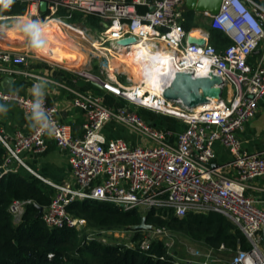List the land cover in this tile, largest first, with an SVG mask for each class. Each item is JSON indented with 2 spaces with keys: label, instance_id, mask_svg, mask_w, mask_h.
<instances>
[{
  "label": "built area",
  "instance_id": "1",
  "mask_svg": "<svg viewBox=\"0 0 264 264\" xmlns=\"http://www.w3.org/2000/svg\"><path fill=\"white\" fill-rule=\"evenodd\" d=\"M28 1L33 10L45 1L47 14L38 21H57L71 35L78 28L57 16L59 8L98 18L105 28L96 37L83 30L87 38L81 40L91 46L95 42L100 44L97 47L107 46L110 44L107 40L113 39L145 41L155 50L168 54L175 67L187 73L196 76L212 73L220 77L223 91L229 93L225 99L212 100L201 110L186 109L180 103L166 101L162 91L146 89L145 81L110 69L108 56L115 58L131 46L109 45L115 54L101 50L103 58L100 56L99 60L103 62L98 73L71 70L123 99L125 105L110 108L89 94L71 90L73 106L86 113L84 133L77 137L72 135L69 124L58 119L56 106L43 98L6 93L0 82V110L2 103L12 102L25 113L40 118L28 134L17 130L10 137L0 128V145L7 152L0 167L13 162L24 165L22 152H42L47 137L68 155L75 185L48 183L55 193L41 213L44 224L51 228L68 226L82 232L86 221L67 212V207L75 201L109 203L123 212L137 211L143 216L171 211L182 218L188 214L215 212L230 219L249 243L248 250L236 251L226 264H264V201L246 195L248 181L264 177V156L244 150L237 137L244 123L255 116L258 102L264 98V65L261 61L255 65L248 62L264 40V8L251 0H221L219 11L210 15V26L227 35L230 43L218 50L208 38L201 45L189 43L190 34L183 28L181 11L184 0ZM151 6L153 11L149 10ZM139 7L144 10L140 11ZM22 18L0 13V75L18 73L15 69L26 65L29 56L40 55L26 44V34L15 30L14 23ZM13 31H16L14 35ZM200 72L204 74L199 75ZM29 75L51 82L46 76ZM118 75L125 76L126 84L119 81ZM33 86L37 87L38 82ZM140 108L177 119L185 127L176 135L171 130L157 129L138 115ZM111 120L124 124L149 144L132 146L122 139L106 140L100 129ZM45 124L49 126L47 129L42 128ZM216 143L227 148L230 154V159L221 166L212 163ZM26 203L29 201L11 203L9 210L15 219L22 216ZM121 231H91L83 243L100 241L102 236L117 237ZM147 233L148 240L142 242L141 249H148L152 240L163 239L168 246L167 230L152 227ZM224 250L221 245L218 252ZM174 258L175 264H220L221 261L210 248L195 249L184 261Z\"/></svg>",
  "mask_w": 264,
  "mask_h": 264
},
{
  "label": "crops",
  "instance_id": "2",
  "mask_svg": "<svg viewBox=\"0 0 264 264\" xmlns=\"http://www.w3.org/2000/svg\"><path fill=\"white\" fill-rule=\"evenodd\" d=\"M185 2L186 0H184L181 11L184 18L183 28L186 32L193 34L195 38L199 40L208 38L209 42L212 31L225 35L223 32L213 29L210 26V12L191 10L185 5ZM35 9H32L28 0H14V3L11 5V9L6 10L1 8L0 13L19 15L29 21L41 22L38 21V18H43L47 12L40 9V3ZM139 10L143 11L144 7H139ZM57 16L65 19L70 24L73 23L72 25L78 28L76 30H86L92 33V37H96V33L105 28V24L98 18L93 16H84L82 13L77 11L70 12L64 8H59ZM92 18L96 19V22H92ZM70 20L72 21L70 22ZM19 23L21 26L23 25L21 22ZM23 23L26 22L24 21ZM62 34L56 36V42H59L60 36L65 37L66 40L69 38V41L72 42L78 40L83 41L81 39L73 38L70 36V32L66 30H64ZM225 37L229 40L227 35H225ZM26 39V44L30 45L28 37H26ZM83 50L82 54L85 56L88 55V53H86L87 50ZM40 56L41 55H39V57L35 55L29 56L26 65H21L15 69L19 70L18 73L1 74L0 82L2 83L5 78L10 76L13 78L10 84V92L30 98H43L48 104L56 106L58 110V119L71 126L73 136L82 137L84 133L83 124L86 120V113L73 106V94L71 90L89 94L92 97L99 99L104 106H108L110 108L115 109L125 105L123 99L98 88L83 76H79L72 71L73 69H86L91 70L94 73H98L100 63L103 62V59L99 60L96 64H92L88 58L86 63L83 62L80 64H83L82 69H75L70 68L69 64H65L63 61H46ZM248 60V62L253 65L260 61L262 62V65H264V40L260 42L259 47L253 54L250 55ZM75 61L78 62L76 59ZM120 67H122V69H117L118 72H123L125 74L129 73L130 75V72L124 69L125 67H123V65L120 64L116 68ZM29 74L46 76L51 80V82L47 83L41 81ZM118 79L120 82L126 84L123 75H121ZM35 81L38 82L37 87L33 86ZM45 84H47V86H45ZM40 85L42 86L41 88H39ZM34 89H36L37 93H39L38 95ZM225 93L226 96L229 95L228 92L225 91ZM0 113V128L10 137H12L14 132L17 130L22 131L25 134L32 132L40 119L37 116L25 113L12 102L2 103ZM137 113L144 121L150 123L157 129L171 130L175 135L185 127V125L177 119L160 114H154L145 109L140 108L137 110ZM100 132L106 140L122 139L132 146L149 144V142L139 134L130 130L127 126L116 120L106 122L101 127ZM237 137L241 141V145L244 150L247 152L259 153L264 156V98L258 102L255 116L244 123L242 130L237 133ZM213 150V164L221 166L230 159L229 151L223 145L216 143ZM21 160L24 165L13 162L10 164V170L19 171L22 175L31 174L48 186H50L48 183L59 185L70 184L71 186L75 185L67 153L59 149L49 137L46 138V147L42 152L34 153L31 151H24L21 154ZM248 185L249 187L246 189V195L255 200L264 201V177L252 179L248 181Z\"/></svg>",
  "mask_w": 264,
  "mask_h": 264
},
{
  "label": "trees",
  "instance_id": "3",
  "mask_svg": "<svg viewBox=\"0 0 264 264\" xmlns=\"http://www.w3.org/2000/svg\"><path fill=\"white\" fill-rule=\"evenodd\" d=\"M264 8V0H252ZM92 18V22H96ZM210 43L218 50L230 41L218 32H211ZM6 149L0 145V166L6 157ZM55 190L31 174L22 175L9 170L0 177V264H175L174 256L164 240H152L143 250V230H131L141 222L143 215L137 211L123 212L109 203L75 201L67 207L72 217L84 219L86 229H128L136 246L103 243L93 240L84 242L85 233L75 228L48 227L36 217L38 207L45 209ZM29 201L24 213L15 219L9 207L13 201ZM146 223L181 235L215 252L221 245L225 253L248 250L249 243L241 230L222 214H188L178 218L171 211L159 215L148 213ZM51 254V257L49 255ZM163 257V259H160Z\"/></svg>",
  "mask_w": 264,
  "mask_h": 264
},
{
  "label": "bare ground",
  "instance_id": "4",
  "mask_svg": "<svg viewBox=\"0 0 264 264\" xmlns=\"http://www.w3.org/2000/svg\"><path fill=\"white\" fill-rule=\"evenodd\" d=\"M24 21L27 23L29 20L26 18H22L20 21L15 22L14 23V27H16L15 30L17 31L21 30V27H20L21 24L19 22L24 24L23 23ZM39 24L41 26V36H40L41 46L39 48H33L34 50H36L41 55H45L55 61H59V62L63 61V63L69 64V65L75 64L74 62L75 59L78 61L81 60L82 54L79 53L78 52L79 50H76V49H72L73 51L70 50V54L67 53L68 52L67 50L65 54L56 52L55 51L56 48L53 49L52 47H51L52 52L48 50H44L43 47L47 48L50 45V43L55 42L56 40H54V38L57 35L59 36L60 34H62L65 29L57 21L55 22L45 21V22H39ZM13 33H15V31L11 32L12 35ZM73 34L75 35H70L73 38H77V39L87 38V35L86 33H84L83 30H75V33ZM67 40L69 41V38H67ZM107 41H109L110 44L106 43L105 41V44H108V45L100 46V49L107 51V52H111L113 54H115V52L110 48L109 45L119 44L118 46H123V42H125V40H116V39L107 40ZM53 45L55 47V44ZM99 45L100 44L98 42L93 43V46H99ZM60 46L61 45H59V47ZM130 46L131 47L130 49H128V51L116 54L121 57H124L125 58L124 61H120L116 57L114 58L113 62L119 61L121 64L122 63L127 64L126 65L127 67H130V68L132 67L135 78L140 81H145L146 83L145 88L148 90L159 92V93L161 91L163 92L165 88H167L172 83L173 80L178 78L180 74L186 72V70L184 69L175 67V65L173 64L168 54L155 50L149 43L145 41L138 40L130 44ZM59 49H62V48H59ZM44 52H46V54ZM198 74L203 75L204 73L200 72ZM204 107L205 105H202L195 109L198 111Z\"/></svg>",
  "mask_w": 264,
  "mask_h": 264
},
{
  "label": "water",
  "instance_id": "5",
  "mask_svg": "<svg viewBox=\"0 0 264 264\" xmlns=\"http://www.w3.org/2000/svg\"><path fill=\"white\" fill-rule=\"evenodd\" d=\"M185 5L196 11H207L211 14H216L219 11L221 0H186ZM40 9L42 11L46 10V2H40ZM150 11L154 10V7L149 8ZM136 40L135 38H130L125 40L123 44H132ZM190 44H204V40L196 39L193 34L189 36ZM12 77H7L1 83V89L8 93L10 91V84L12 82ZM98 88H101V85L92 82ZM223 81L220 77L210 74L209 76H196L191 73L184 72L180 74L178 78L172 81V83L165 88L163 91V97L166 101L172 103H180L186 109H195L199 106L206 105L212 100L219 101L222 98ZM47 86V84H45ZM42 86L40 85L39 88ZM104 90V89H103ZM10 170V166L0 167V177L7 171ZM43 208L38 207V213L36 217H39L42 213ZM132 230H151L152 226L146 223V217L143 216L140 224L132 226Z\"/></svg>",
  "mask_w": 264,
  "mask_h": 264
},
{
  "label": "rangeland",
  "instance_id": "6",
  "mask_svg": "<svg viewBox=\"0 0 264 264\" xmlns=\"http://www.w3.org/2000/svg\"><path fill=\"white\" fill-rule=\"evenodd\" d=\"M72 20H70L71 22ZM73 24V23H72ZM21 31V30H20ZM16 32V31H15ZM14 35V33H13ZM54 40H56V37L54 38ZM52 44V46H51ZM55 44V47L54 45ZM59 45H61L59 47ZM58 46V48H57ZM67 46V48H66ZM55 49L56 48V52H60L62 54H65L66 50L68 51L67 53L70 54V50L73 51L72 49H76V50H79L78 52L82 54V51H84L83 49L87 50L86 53H90V62H92V64H96L98 63L99 61V57L102 56L100 52H103L101 51V49H99L100 47H97V49H95L93 46H91L88 42H84V41H71V42H68L65 37L63 36H60V40L59 42L55 41L53 43H50V45L46 48V47H43L44 50H48V51H51L52 48ZM74 47V48H72ZM59 48H62V49H59ZM78 48V49H77ZM65 49V50H64ZM54 51V50H53ZM52 52V51H51ZM64 52V53H63ZM46 54V52H44ZM76 53V52H75ZM52 54V53H51ZM41 55V54H40ZM83 56L81 57V60L80 62H76L75 61V64L74 65H69L70 68H75V69H82V65H80L81 63L83 62H87V59L89 58L88 56L89 55H84L82 54ZM41 58H43L44 60L46 61H53V59L45 56V55H42L40 56ZM110 58V62H109V68L110 69H122V67L120 68H116L117 66H119L121 63L119 61L117 62H113L114 60V57H111V56H108ZM117 57L118 60L120 61H124L125 58L124 57H121L119 55H115V58ZM103 58V56H102ZM55 61V60H54ZM53 61V62H54ZM98 65V64H97ZM121 65H123V67H125L124 69H126L128 72H130V75H133L135 77V75L133 74V69L132 67H127L125 63H122ZM135 66V65H134ZM137 74V73H136ZM111 75H115V72H111ZM129 75V73L127 74ZM121 76V75H120ZM119 76V77H120ZM124 76V75H123ZM118 77V76H117ZM118 77V78H119ZM125 78V76H124ZM226 97V93L225 91L223 92L222 94V98L225 99ZM169 117V116H168ZM171 118V117H170ZM85 233V235H87L88 233H90L91 231L88 230V228L86 229H83L82 233ZM148 230H143L142 234H143V241H147L148 240V237H147V233ZM170 233V232H169ZM109 235V234H107ZM117 237H114L113 235H110L108 237L106 236H102V237H99V240L102 241L103 239V243H106L105 241H109L111 244H117V243H122V244H125L127 247L129 248H132L134 246H136V242H134L132 240V231L131 230H128V229H123V231H121V233H119L118 235H116ZM103 238V239H102ZM168 239V248L170 249L169 253L171 255H174L176 256L180 261H184L188 258L191 257V252L195 249L199 250V251H202L204 249H206L203 245H201L200 243H197V242H193L191 240H189L188 238L186 237H183L181 235H177V234H172L170 233L169 236H167ZM159 239V238H158ZM89 242V241H87ZM142 243H140V247L142 246L141 245ZM217 253V257L221 260L220 261V264H226L229 259L233 256V253H225V252H216Z\"/></svg>",
  "mask_w": 264,
  "mask_h": 264
},
{
  "label": "clouds",
  "instance_id": "7",
  "mask_svg": "<svg viewBox=\"0 0 264 264\" xmlns=\"http://www.w3.org/2000/svg\"><path fill=\"white\" fill-rule=\"evenodd\" d=\"M13 3L14 0H0V6H2L3 9H8ZM20 27L21 31L28 37L30 46L33 48H39L41 46V26L39 22L28 21ZM34 91L37 95L39 94L36 89H34ZM48 127L47 124L42 126L43 129H47Z\"/></svg>",
  "mask_w": 264,
  "mask_h": 264
}]
</instances>
